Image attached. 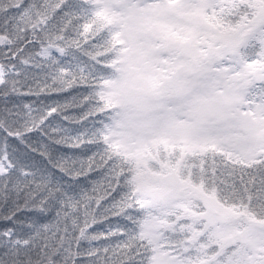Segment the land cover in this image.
<instances>
[{
  "label": "snow or ice",
  "instance_id": "obj_1",
  "mask_svg": "<svg viewBox=\"0 0 264 264\" xmlns=\"http://www.w3.org/2000/svg\"><path fill=\"white\" fill-rule=\"evenodd\" d=\"M0 264H264V0H0Z\"/></svg>",
  "mask_w": 264,
  "mask_h": 264
}]
</instances>
